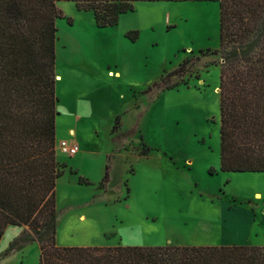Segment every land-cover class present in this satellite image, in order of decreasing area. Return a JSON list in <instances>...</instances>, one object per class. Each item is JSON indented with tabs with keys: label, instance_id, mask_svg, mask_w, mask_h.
<instances>
[{
	"label": "rangeland",
	"instance_id": "374dc122",
	"mask_svg": "<svg viewBox=\"0 0 264 264\" xmlns=\"http://www.w3.org/2000/svg\"><path fill=\"white\" fill-rule=\"evenodd\" d=\"M56 6L55 143L72 136L80 149L56 148L55 243L263 245L264 172L219 169L218 3L136 2L107 27ZM187 59L184 80L161 88ZM26 232L6 227L0 264H38L37 241L11 245Z\"/></svg>",
	"mask_w": 264,
	"mask_h": 264
},
{
	"label": "trees",
	"instance_id": "16d2710c",
	"mask_svg": "<svg viewBox=\"0 0 264 264\" xmlns=\"http://www.w3.org/2000/svg\"><path fill=\"white\" fill-rule=\"evenodd\" d=\"M58 1L91 11L97 27L115 25L136 2H217L219 169L264 172V0H0V239L8 225L26 227L11 245L37 241L38 264H264V244L55 243L56 179L65 166L55 143ZM66 21L71 25L70 17ZM190 66L189 59L181 62L158 84L176 87Z\"/></svg>",
	"mask_w": 264,
	"mask_h": 264
},
{
	"label": "built area",
	"instance_id": "2783aa9c",
	"mask_svg": "<svg viewBox=\"0 0 264 264\" xmlns=\"http://www.w3.org/2000/svg\"><path fill=\"white\" fill-rule=\"evenodd\" d=\"M70 134L72 135L73 133ZM56 148L60 152L68 155H74L79 151V145L75 139L71 136L70 138H63L58 143H56Z\"/></svg>",
	"mask_w": 264,
	"mask_h": 264
},
{
	"label": "crops",
	"instance_id": "0c3cea01",
	"mask_svg": "<svg viewBox=\"0 0 264 264\" xmlns=\"http://www.w3.org/2000/svg\"><path fill=\"white\" fill-rule=\"evenodd\" d=\"M60 76H61V80H62V79H63V75L60 74ZM56 77H57V75H56ZM56 79H57V78H56ZM57 84H58V82H56V85H57ZM56 105H57V102H56ZM56 107H57V106H56ZM70 129H71V130H70ZM73 130H74L73 128H71V127L69 128V132H70V131H73ZM76 154H77V153H76ZM81 216L84 217L85 215L82 213V214L79 215V218H81ZM224 244H228V243H224ZM232 244H233V243H232Z\"/></svg>",
	"mask_w": 264,
	"mask_h": 264
},
{
	"label": "bare ground",
	"instance_id": "6f19581e",
	"mask_svg": "<svg viewBox=\"0 0 264 264\" xmlns=\"http://www.w3.org/2000/svg\"><path fill=\"white\" fill-rule=\"evenodd\" d=\"M118 77V76H117Z\"/></svg>",
	"mask_w": 264,
	"mask_h": 264
}]
</instances>
